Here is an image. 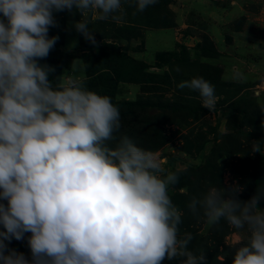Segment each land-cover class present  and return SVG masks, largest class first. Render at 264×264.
<instances>
[{
  "label": "clouds",
  "instance_id": "1",
  "mask_svg": "<svg viewBox=\"0 0 264 264\" xmlns=\"http://www.w3.org/2000/svg\"><path fill=\"white\" fill-rule=\"evenodd\" d=\"M125 3L143 12L157 0H0V264L206 260L188 249L191 233L180 235L183 213L169 194L178 172L126 135L117 138L119 108L73 75L79 58L72 74L55 84V68L40 63L59 39L49 36L57 26L54 13L78 11L76 31L97 45L85 14L98 11L100 20L118 21ZM226 78L244 74L233 66ZM177 87L197 91L203 107L215 108L214 86L204 77ZM258 107L264 113V102ZM250 151L264 153L261 142L252 141ZM243 190L239 183H209L187 208L210 226L224 221L243 234L232 264H264V188L248 200L239 198ZM27 233L30 259L9 247Z\"/></svg>",
  "mask_w": 264,
  "mask_h": 264
},
{
  "label": "rangeland",
  "instance_id": "2",
  "mask_svg": "<svg viewBox=\"0 0 264 264\" xmlns=\"http://www.w3.org/2000/svg\"><path fill=\"white\" fill-rule=\"evenodd\" d=\"M211 1L157 0L143 12L125 3L118 21L100 20L98 11L88 12L84 19L97 45L76 31L75 22L82 19L78 11L56 12L57 26L49 28V36L59 39L40 63L55 68L50 74L55 84L72 74L70 65L79 58L73 75L82 77L89 89L110 96L119 108L117 138L126 135L178 172L179 182L170 186L169 194L183 213L180 235L193 236L188 249L204 254L202 264H232L233 248L243 241V234L224 221L208 225L202 214L192 215L187 204L209 183L217 187L239 183L244 189L241 200L264 188V153L250 151L252 141H260L264 150V113L258 107L264 102V69L244 67L243 73L255 78L233 80L226 78L227 67L231 70L235 63L224 58L236 57L231 34L246 22L255 36L264 35V0H228L231 8L220 19L223 51H217L218 31L212 33L216 20ZM193 76L214 86L213 110L201 105L197 91L177 87ZM259 206L264 208V198ZM29 235L13 239L9 247L19 249ZM163 264H179V259H165Z\"/></svg>",
  "mask_w": 264,
  "mask_h": 264
},
{
  "label": "crops",
  "instance_id": "3",
  "mask_svg": "<svg viewBox=\"0 0 264 264\" xmlns=\"http://www.w3.org/2000/svg\"><path fill=\"white\" fill-rule=\"evenodd\" d=\"M210 9L215 13V20L213 21V30L212 33L218 31L216 34V46L217 51H223L226 47L223 44L221 38V25L220 19L223 17V13L226 9H230L231 5L228 3V0H212ZM229 4V5H228ZM209 5V4H208ZM210 6V5H209ZM158 33V32H156ZM163 35V34H162ZM232 37V46L233 51L236 53V57H224L230 64L235 63L234 66L238 67L240 71L243 73L242 69L244 67L258 66L264 69V35H257L248 28V22L244 24L241 30L233 31L231 34ZM159 40V45H162L163 37H157ZM263 38V39H261ZM168 41V40H167ZM169 42V41H168ZM255 42H257L255 44ZM167 43V42H166ZM223 57V56H222ZM229 68L227 67V75L229 76ZM244 74V78L246 79H254L255 76H251V74ZM11 248V247H10ZM16 249V248H15ZM18 252H23L27 257L30 256V248L28 244L24 243L23 246H20L19 249H16Z\"/></svg>",
  "mask_w": 264,
  "mask_h": 264
}]
</instances>
